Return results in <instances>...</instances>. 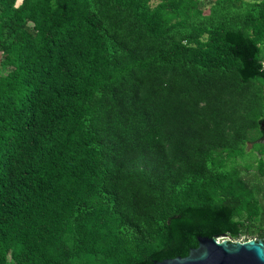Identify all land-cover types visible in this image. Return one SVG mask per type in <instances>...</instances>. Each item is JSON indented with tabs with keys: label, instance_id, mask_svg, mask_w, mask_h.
I'll return each instance as SVG.
<instances>
[{
	"label": "trees",
	"instance_id": "obj_1",
	"mask_svg": "<svg viewBox=\"0 0 264 264\" xmlns=\"http://www.w3.org/2000/svg\"><path fill=\"white\" fill-rule=\"evenodd\" d=\"M263 128L264 0H0V264L264 239Z\"/></svg>",
	"mask_w": 264,
	"mask_h": 264
},
{
	"label": "water",
	"instance_id": "obj_2",
	"mask_svg": "<svg viewBox=\"0 0 264 264\" xmlns=\"http://www.w3.org/2000/svg\"><path fill=\"white\" fill-rule=\"evenodd\" d=\"M155 264H264V239L231 240L225 236H199L188 255Z\"/></svg>",
	"mask_w": 264,
	"mask_h": 264
},
{
	"label": "rangeland",
	"instance_id": "obj_3",
	"mask_svg": "<svg viewBox=\"0 0 264 264\" xmlns=\"http://www.w3.org/2000/svg\"><path fill=\"white\" fill-rule=\"evenodd\" d=\"M253 146H252V144H249L248 146H247V149L249 150V149H251ZM252 239H257V237H254V238H252Z\"/></svg>",
	"mask_w": 264,
	"mask_h": 264
},
{
	"label": "flooded vegetation",
	"instance_id": "obj_4",
	"mask_svg": "<svg viewBox=\"0 0 264 264\" xmlns=\"http://www.w3.org/2000/svg\"><path fill=\"white\" fill-rule=\"evenodd\" d=\"M263 132H264V128H263ZM260 139H263V140H264V136H263V137H261Z\"/></svg>",
	"mask_w": 264,
	"mask_h": 264
}]
</instances>
